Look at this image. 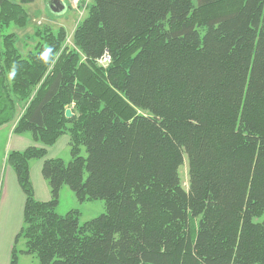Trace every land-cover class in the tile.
I'll return each instance as SVG.
<instances>
[{"label":"trees","instance_id":"obj_1","mask_svg":"<svg viewBox=\"0 0 264 264\" xmlns=\"http://www.w3.org/2000/svg\"><path fill=\"white\" fill-rule=\"evenodd\" d=\"M19 1L0 29L24 26ZM48 31L26 58L0 45V127L43 146L6 158L25 197L8 264H264V0H91L73 48ZM62 135L38 202L30 163ZM63 186L106 213L57 215Z\"/></svg>","mask_w":264,"mask_h":264},{"label":"rangeland","instance_id":"obj_2","mask_svg":"<svg viewBox=\"0 0 264 264\" xmlns=\"http://www.w3.org/2000/svg\"><path fill=\"white\" fill-rule=\"evenodd\" d=\"M9 1L17 5L20 4L19 0ZM90 4L91 0H79L78 7L74 8L67 0H63L61 3L63 10L57 12L51 10V0H34L30 4L23 5L22 9L26 15L24 26L20 27L18 24L12 22L6 28L0 29V45L6 35H13L15 37V49L22 58H26L30 52L35 51L38 43L42 42L41 37L43 36H37V31L43 32L44 30H49L52 34L56 35L60 30H63L66 34L64 48H73L71 39L73 31L78 23L86 17L87 7ZM97 65L105 68L108 66L101 61H98ZM68 155L65 156L63 154L62 156L64 157L65 163L70 161V153ZM81 155L83 157L86 156L84 148L82 149ZM187 177V163L184 161L179 169V178L181 186L185 190L188 188ZM35 200L38 201L36 198ZM70 211H76L78 213L79 223L82 224L105 214L106 207L103 201H85L84 203H78L72 191L67 186H63L59 192L58 206L55 212L59 216H64ZM24 243L23 239L18 241L16 246L17 251L21 252L25 250ZM18 264H39V262L35 255L19 253Z\"/></svg>","mask_w":264,"mask_h":264},{"label":"crops","instance_id":"obj_3","mask_svg":"<svg viewBox=\"0 0 264 264\" xmlns=\"http://www.w3.org/2000/svg\"><path fill=\"white\" fill-rule=\"evenodd\" d=\"M56 1L62 2L63 0ZM15 124L16 122H13L0 127V264L9 263L15 237L22 227L25 203V197L16 175L7 164L6 158L11 152H20L29 147L43 148L41 144L31 139L30 133L16 134ZM69 153V136L62 135L54 145L46 148V155L43 159L30 163V179L34 197L38 201L50 199L49 188L41 176L44 161L63 159V154L69 156Z\"/></svg>","mask_w":264,"mask_h":264},{"label":"water","instance_id":"obj_4","mask_svg":"<svg viewBox=\"0 0 264 264\" xmlns=\"http://www.w3.org/2000/svg\"><path fill=\"white\" fill-rule=\"evenodd\" d=\"M51 5H52L51 6V10H53L54 12L62 11L63 10V6L58 1H55V0L52 1L51 2ZM65 117L67 119H69V118L72 117V114H71V112H70L69 109L65 111Z\"/></svg>","mask_w":264,"mask_h":264},{"label":"clouds","instance_id":"obj_5","mask_svg":"<svg viewBox=\"0 0 264 264\" xmlns=\"http://www.w3.org/2000/svg\"><path fill=\"white\" fill-rule=\"evenodd\" d=\"M50 52H51V49H48L45 54L50 53ZM15 74H16V66L13 65L12 70H11V72L9 74V78H13L15 76Z\"/></svg>","mask_w":264,"mask_h":264},{"label":"bare ground","instance_id":"obj_6","mask_svg":"<svg viewBox=\"0 0 264 264\" xmlns=\"http://www.w3.org/2000/svg\"><path fill=\"white\" fill-rule=\"evenodd\" d=\"M98 61H101V62H104V63H106L107 65L110 63V59L109 58H107V57H102L100 60H98ZM70 112H71V110H70ZM72 114V113H71ZM72 116H73V114H72Z\"/></svg>","mask_w":264,"mask_h":264},{"label":"built area","instance_id":"obj_7","mask_svg":"<svg viewBox=\"0 0 264 264\" xmlns=\"http://www.w3.org/2000/svg\"><path fill=\"white\" fill-rule=\"evenodd\" d=\"M69 1H70V3H71L73 6L76 7V5H77V3H78L79 0H69ZM104 57H107V56H104ZM107 58H108V57H107Z\"/></svg>","mask_w":264,"mask_h":264}]
</instances>
